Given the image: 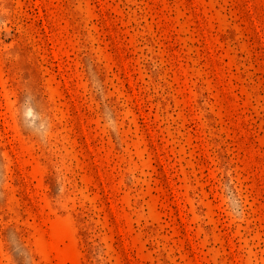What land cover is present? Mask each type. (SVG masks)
Instances as JSON below:
<instances>
[{"label":"rangeland","instance_id":"1","mask_svg":"<svg viewBox=\"0 0 264 264\" xmlns=\"http://www.w3.org/2000/svg\"><path fill=\"white\" fill-rule=\"evenodd\" d=\"M0 264H264V0H0Z\"/></svg>","mask_w":264,"mask_h":264}]
</instances>
